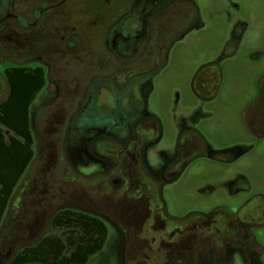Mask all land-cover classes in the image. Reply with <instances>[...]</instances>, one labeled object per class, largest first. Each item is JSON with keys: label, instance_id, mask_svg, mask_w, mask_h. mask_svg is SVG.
<instances>
[{"label": "rangeland", "instance_id": "1", "mask_svg": "<svg viewBox=\"0 0 264 264\" xmlns=\"http://www.w3.org/2000/svg\"><path fill=\"white\" fill-rule=\"evenodd\" d=\"M177 2L179 7L181 3ZM191 2L197 8V20L171 44L164 64L157 71L148 78L130 82L124 91H117L108 80L93 84L89 104L81 113L76 111L79 113L75 119L76 136L69 137L66 156L60 163L62 148L52 146L59 142L50 139L51 133L41 123L47 115L50 118L53 114H68L72 100L62 97L64 84L57 81L64 78L58 64H53L49 83L46 80L30 107L34 158L15 189L6 221L0 225V255L10 251L8 258L0 264H6L22 245L32 244L49 232L50 216L57 209L67 207L98 216L107 228L103 249L86 264H122L124 238L121 228L129 236L126 264H144V261L151 264L153 259L144 260V244L136 243V224L130 221L134 216L124 208V205L126 208L136 207L129 196L131 191H128L130 194L121 192L119 184L113 182L114 178H107V163L93 154L90 147L100 139L126 143L132 135L133 122L145 113L154 115L160 123L157 140L144 148L145 163L153 175L159 178L164 175L176 155L181 136L186 132L198 133L207 148L216 154L189 162L174 179L163 183L162 198L171 218L207 214L215 208L237 212L244 202L254 205L257 195L264 196V0ZM149 9H139V14L126 19L120 32L140 39ZM77 10H84V7ZM77 21L85 23L84 18ZM85 48L94 56L103 46H78L72 53L78 54ZM14 51L3 56L5 60L0 58V75L13 67L32 69L40 66L33 55L22 54L23 50ZM198 75L202 79L209 78L208 94L196 92L194 80ZM5 89L0 91V100ZM58 89L60 97L56 93ZM86 95L84 90L82 100L89 99ZM52 132L55 136L56 130ZM237 150L241 154L232 162L226 155H217L218 152L226 154ZM70 162L77 175L69 171ZM56 170L60 171L59 175ZM68 173L71 176L65 179L72 183L60 179ZM49 177H57V187L51 191L52 201L42 213V222L36 226L34 236L27 240L26 235L16 232L15 225L20 223L24 227L29 222L32 225V219L25 218L27 211H23L27 206L24 204L33 209V199L48 194ZM239 177L243 178L242 182L232 188H238L240 192L233 196L229 184L233 180L239 182ZM246 214L252 223L264 224L260 212L248 211ZM25 228L33 229L30 225ZM250 232L257 243L253 257L264 264V225L253 226ZM56 233L64 239L67 254L75 245L78 232ZM206 245L198 241L193 243V257L185 254L186 258H178L172 264H199L200 252ZM156 246L151 245L150 256L154 255ZM219 248L221 252L223 249ZM233 264H242L238 256Z\"/></svg>", "mask_w": 264, "mask_h": 264}, {"label": "flooded vegetation", "instance_id": "2", "mask_svg": "<svg viewBox=\"0 0 264 264\" xmlns=\"http://www.w3.org/2000/svg\"><path fill=\"white\" fill-rule=\"evenodd\" d=\"M177 1L182 4L184 0H0V58L5 60L3 56L14 50H23L21 53L27 56L33 55L40 65L38 67L43 69L45 84L46 80L49 83L56 62L64 78L57 81L64 84L62 97L72 100L70 110L78 109L81 113L89 104L91 87L96 81L108 80L117 91H124L130 82L148 78L157 71L155 67L165 51L164 64L167 51L174 42L171 40L181 37L196 22L187 27V11L183 8L178 10ZM80 6L84 10H77ZM150 6L153 9H149ZM157 6L158 10L155 9ZM146 8L149 11L145 17V31L140 39L136 40V36L131 38L120 32L126 19L139 14V9ZM79 18H84L85 23L77 21ZM94 44L103 46L94 56L90 55L87 48L78 54L72 53L78 46ZM2 78L1 74L0 91L6 88ZM208 79L198 75L194 80L199 95L208 94ZM117 86L123 88L118 89ZM84 90L87 92L86 99L89 98L85 101L82 100ZM56 93L60 97V89ZM66 116L53 114L48 118L47 115L41 124L47 132L58 131L64 126ZM148 117L155 118L145 113L133 123ZM71 125L75 127V119ZM159 134L160 129L156 133L154 126L148 124L142 127L136 141L132 143L127 144L126 141L120 142L121 145H110L106 139H102L99 142L95 140L90 146L93 154L107 163V178H114L113 182L119 184L121 192L127 194L131 191L128 194L135 201L136 207L126 208L124 205V208L134 216L130 221L136 224V243L144 244V260L151 258L155 262L151 264H172L178 258H186L185 254L193 257L191 245L198 241L202 245L207 243L205 250L200 252L199 264H233L235 256H238L242 264H260L253 257L257 243L250 230L253 226L264 224L252 223L246 212H260V216H264V196L257 195L254 205L249 201L244 202L237 212L215 208L207 214L171 218L162 198L163 183L174 179L189 162L216 154L207 148L198 133L186 132L179 140L173 161L159 178L149 171L144 159V148L157 140ZM52 146L59 147L60 144ZM218 153L228 156V161L232 162L240 156L241 151ZM56 171L59 175L60 171ZM242 179L239 177V182L233 180L229 184L231 195H238L240 189L233 188ZM120 231L124 238L122 264H126L125 251L129 236L124 228ZM233 238L237 240L233 241ZM219 242L223 245H219ZM148 244H157L153 256L149 255L151 245ZM219 247L223 249L221 252ZM9 253V250L4 251L0 255V262L6 260Z\"/></svg>", "mask_w": 264, "mask_h": 264}, {"label": "trees", "instance_id": "3", "mask_svg": "<svg viewBox=\"0 0 264 264\" xmlns=\"http://www.w3.org/2000/svg\"><path fill=\"white\" fill-rule=\"evenodd\" d=\"M176 8L178 10L183 8L187 11V27L197 20V8L190 0H184ZM171 41L173 42L175 39ZM164 55L165 51L155 70L162 65ZM2 75L7 91L4 98L0 100V223L12 197V193L34 158V140L30 126V107L45 85L44 72L39 67L32 69L13 67L5 69ZM117 88L122 89L123 86H117ZM76 111H69L64 120V126L61 130L56 131L55 136L54 132L50 131V139H56L62 148L63 155L59 159V163L64 161L66 156L65 147L69 145V137L73 139V136H76L75 127L71 125L73 120L79 116L80 112L77 113ZM148 124L154 126L156 133L159 132L160 124L156 118L148 117L138 120L133 125V132L127 144L136 141L142 127ZM106 140L110 145L120 144L112 139ZM70 164L71 162L69 163V171L71 174L75 173L74 175H77L72 164ZM71 174L68 173L60 179L65 183H72V181L65 179L67 176H71ZM56 178H48V194H40L39 197L36 196L33 199L34 203H32V207L35 208L32 209L27 204H24L27 206V209L23 211H27L25 218L28 220L32 219L33 223L31 225L30 222L26 224L23 222L25 224L24 227L18 223L15 225V229L16 232L20 231V234L26 235L28 237L27 240L34 236L36 226L42 222L44 210L52 201L51 191L57 187L55 186V183H57ZM28 225L32 226L33 229H26L25 226L28 227ZM48 225L49 232L42 235L32 244L22 245L7 260L6 264H86L93 255L103 249L107 239V228L104 222L98 216L83 210L68 207L57 209L50 216ZM66 230L78 232L77 241L69 254H66L64 239L56 233L57 231Z\"/></svg>", "mask_w": 264, "mask_h": 264}, {"label": "crops", "instance_id": "4", "mask_svg": "<svg viewBox=\"0 0 264 264\" xmlns=\"http://www.w3.org/2000/svg\"><path fill=\"white\" fill-rule=\"evenodd\" d=\"M31 126V125H30ZM28 169V168H27ZM27 169H26V171H27ZM25 171V172H26ZM24 175V174H23ZM23 175H22V177H23ZM22 177H21V179H22ZM21 179H20V181H21ZM19 181V182H20ZM19 184V183H18ZM18 186V185H17ZM16 186V187H17ZM16 189V188H15ZM14 193H15V190H14V192L12 193V197H13V195H14ZM12 197L10 198V201H9V203H8V206L6 207V211H5V213H4V216H3V218H2V221H1V223L3 222V220H4V222L6 221V219H7V216H8V214H9V211L11 210V206H12ZM1 223H0V225H1ZM4 224V223H3ZM3 227V226H2ZM66 250H67V246H66ZM72 250V248H70L69 249V252ZM69 252L67 253V254H69Z\"/></svg>", "mask_w": 264, "mask_h": 264}]
</instances>
